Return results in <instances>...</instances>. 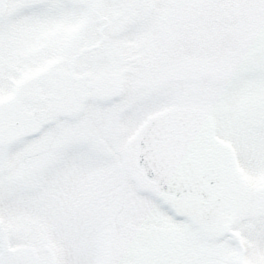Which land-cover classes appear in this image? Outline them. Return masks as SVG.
<instances>
[{
  "label": "snow or ice",
  "instance_id": "snow-or-ice-1",
  "mask_svg": "<svg viewBox=\"0 0 264 264\" xmlns=\"http://www.w3.org/2000/svg\"><path fill=\"white\" fill-rule=\"evenodd\" d=\"M0 264H264V0H0Z\"/></svg>",
  "mask_w": 264,
  "mask_h": 264
}]
</instances>
